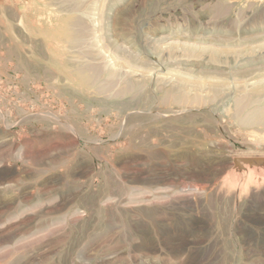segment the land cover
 Segmentation results:
<instances>
[{
	"label": "rangeland",
	"instance_id": "1",
	"mask_svg": "<svg viewBox=\"0 0 264 264\" xmlns=\"http://www.w3.org/2000/svg\"><path fill=\"white\" fill-rule=\"evenodd\" d=\"M264 0H0V264H264Z\"/></svg>",
	"mask_w": 264,
	"mask_h": 264
},
{
	"label": "water",
	"instance_id": "2",
	"mask_svg": "<svg viewBox=\"0 0 264 264\" xmlns=\"http://www.w3.org/2000/svg\"><path fill=\"white\" fill-rule=\"evenodd\" d=\"M263 164H264V158H259V157H237L234 159V166L239 171H244L249 168L253 169Z\"/></svg>",
	"mask_w": 264,
	"mask_h": 264
}]
</instances>
